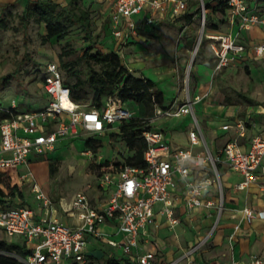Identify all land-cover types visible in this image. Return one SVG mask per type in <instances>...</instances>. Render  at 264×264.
Segmentation results:
<instances>
[{
	"label": "built area",
	"instance_id": "2783aa9c",
	"mask_svg": "<svg viewBox=\"0 0 264 264\" xmlns=\"http://www.w3.org/2000/svg\"><path fill=\"white\" fill-rule=\"evenodd\" d=\"M108 4L109 27L112 34V48L119 49L133 37H139L136 15L147 12L144 21L152 23L161 18L176 20L189 7V0H102ZM200 3V16L203 29L197 40L199 45L203 37L207 38L215 59V70H221L242 61L248 49L258 58L264 55V39L253 44L243 40L241 31L250 30L255 25L264 28V10H259L252 0H225L227 3L225 19L231 26L238 25L239 31L207 32L205 0ZM218 2V0H208ZM43 90L48 94L47 103L40 108L18 111L13 99L9 104H1L0 113V171L17 169L20 164H28V168L20 177L30 180L31 188L43 204L53 207L51 198L44 192L35 179L29 166L33 155L42 156L55 148L56 143L65 137H78L86 132L105 133L110 127L123 119L136 116L117 92L106 97L102 107L87 105L79 107L80 102L71 98L70 87L56 59L49 60L43 67ZM208 91L201 94L187 93L183 101L175 99L167 105L154 103L156 117H179L190 114L194 120V128L189 132L193 144L202 143L205 148L194 153L191 149L174 148L166 138L164 130L147 123L142 130L146 140L143 163L140 165L113 163L108 165L99 182L102 190L112 189L110 195L101 202L92 203L85 189L77 191L71 211L77 212L81 222L77 225L66 223L53 214L41 217L35 215L30 204H10L0 200V238L8 240L19 234L26 244L37 240L35 247H29L25 256L14 255L24 264H71L87 260L86 247L89 235L97 241L105 240L113 247H120L130 261L136 264H178L177 259L159 262L153 250L140 252L139 234L141 229L154 220V205L162 201V212L168 216L171 225L178 222L171 205V187L177 184L175 175L186 179L188 190L187 204L190 208L202 204H216L221 211L224 204V185L219 170V162L225 160L228 165L240 171L243 178L237 184L240 189L247 188L258 181V168L264 165V130L255 132L250 138V147L243 148L237 140L228 141L218 152H213L203 135V130L196 116L194 103L199 101ZM145 120V118L143 119ZM247 121V120H246ZM224 128H235L238 136H245L247 128L243 119L236 123H226ZM90 149L83 153L87 154ZM209 165L202 169L198 176L195 167ZM6 175L0 176L5 182ZM211 186L219 192L218 201L205 199ZM244 212L249 221L258 216L264 218V210L255 211L246 205ZM114 219L118 232L123 233L118 240L99 230V225L107 219ZM217 223L214 225L216 227ZM205 239L194 242L183 253L188 257L199 249ZM121 258V257H115ZM220 264H264V257L253 255L249 260H232Z\"/></svg>",
	"mask_w": 264,
	"mask_h": 264
},
{
	"label": "rangeland",
	"instance_id": "374dc122",
	"mask_svg": "<svg viewBox=\"0 0 264 264\" xmlns=\"http://www.w3.org/2000/svg\"><path fill=\"white\" fill-rule=\"evenodd\" d=\"M68 1L60 0V2ZM82 3L91 11L93 29L91 38L86 36L85 30L75 25L65 38L53 37L43 41V33H46L45 25L31 21L25 28L18 17L20 12L18 5L2 13L6 24L0 25L1 104H9L15 99L18 111L43 107L49 97L43 90L44 64L51 59L60 60L61 51L67 49L69 52L64 55V59L76 60V68L81 71L82 77H86L87 64L82 58L86 47L92 44L94 45L92 51H95L98 47L106 50V46L107 49L112 46L111 30L106 23L108 12L104 3L101 0H82ZM199 8L198 0H189L188 13H194L193 16L187 14L177 20L161 21L147 39L135 43L134 47L126 44L119 49V52L123 62L133 68L135 75L139 74L145 65L148 70L151 68L154 71L160 68L158 66L161 62L167 64V70H170L169 76L162 79L155 78L157 85L163 89L164 104L170 103L177 96L183 98L185 88L191 93L204 92L207 89L208 94L199 100L195 113L205 135L207 137L212 135L215 140H220L221 145L236 137L235 128L227 132L219 129L223 121L236 123L239 119H247L245 126L248 135L251 136L255 131L264 130V58L245 63L240 61L221 71L215 70L208 43L202 55H198L195 51L203 29L200 14H195ZM226 26L225 14L220 9L207 10L205 31L210 32L214 27L225 30ZM183 27H186L184 33H182ZM187 38H193V41H186ZM181 40L186 41L185 45ZM161 57L165 61L161 60ZM94 66L100 68L99 64ZM62 72L66 73V70L63 68ZM65 78L70 82L76 79L75 76L68 74H65ZM92 99L93 93L88 89L79 107L86 108L93 101ZM210 101L212 105L208 106L207 102ZM126 106L135 115L146 119L143 124L149 123L164 129L167 127L171 134L181 132L185 137L184 130L191 124L189 117L184 120L183 117H167V119L156 117L154 105L144 99L139 101L128 99ZM89 136L99 139L100 147L97 151L91 150L86 155L82 150L86 148L85 141ZM133 152L134 150L128 146L126 134L120 132L117 123L111 132L95 134L84 131L78 138L58 143L56 149L48 151L45 155H33L29 166L36 181L51 198L52 203L59 211L64 212V209L71 206L79 190L85 189L93 203L101 196L108 197L112 189L99 188L103 172L108 170L107 167L111 163L118 167L120 164H129L127 158ZM52 165L55 167L54 171ZM9 187L11 190V186ZM19 191L26 201L38 203L36 195L28 185H24ZM2 235L6 237L5 233ZM12 239L23 243V237L19 234L14 235ZM200 239H196L195 242ZM209 239L210 237L207 236L205 244L209 245ZM26 245L35 247L37 240ZM110 251L111 247L108 243L89 244L86 247L87 260L73 264H106ZM115 254L118 257L121 252L115 251ZM66 264L71 262L68 261Z\"/></svg>",
	"mask_w": 264,
	"mask_h": 264
},
{
	"label": "crops",
	"instance_id": "0c3cea01",
	"mask_svg": "<svg viewBox=\"0 0 264 264\" xmlns=\"http://www.w3.org/2000/svg\"><path fill=\"white\" fill-rule=\"evenodd\" d=\"M28 0H0V15L4 12H8V10H12L14 5L19 6V10L21 13L27 3ZM59 4L65 5L67 2H60V0H56ZM102 1V0H101ZM106 6L107 12L110 13L108 4L102 1ZM251 4H254L259 10H264V0H252ZM188 9L185 13H188ZM185 13L182 15L184 16ZM147 12H142L136 15V21L139 31V37L137 39L130 37L127 44L134 47L135 43L141 42L144 39H147L150 35V32H153L155 28L161 23V21H167V18H161L159 20H155L152 23H146L144 21L145 15ZM109 16V15H108ZM181 16V17H182ZM179 17V18H181ZM178 18V19H179ZM177 20V19H176ZM171 21V20H169ZM225 23L227 24L225 30H220L217 28V31L220 30L222 32L239 31L238 25L231 26L227 19H225ZM186 27L182 28V33H184ZM243 34L242 38L247 43H255L258 41H262L264 39V28L262 25H255L252 29L246 31H241ZM191 41L190 38H187L186 41ZM184 40H181V43L185 45ZM181 47V45H180ZM210 48V47H209ZM211 50V49H210ZM211 55L214 61V67L216 63V59L211 51ZM264 58V55L256 58L253 53L248 49L245 51L242 57V62H250L253 59ZM165 61L163 57L160 58ZM183 59V57H181ZM185 59V57H184ZM131 72L135 75V71L130 65H127ZM158 70H150L147 69L146 65L144 69L139 71L140 73L136 76H147L151 77L154 81L155 78H166L169 76L167 70V64H161ZM225 68V67H224ZM222 68L221 70H223ZM219 70V71H221ZM154 74V75H152ZM155 76V77H154ZM156 82V81H155ZM162 91L163 89L157 85ZM207 91V89H206ZM194 96L197 94H201L203 92H194L191 93L189 90L184 89L183 98L175 97L170 101L173 102L175 99L178 101H183L187 93ZM208 94V93H207ZM196 101L194 103V109L197 108ZM212 101L207 102V105ZM169 104V103H168ZM167 105V104H164ZM183 117V120L187 117L191 119V124L186 127L185 137H183L181 132H175L171 134L167 127L161 128L164 130L166 138L170 141L172 147L174 148H183V149H191L194 153L201 151L205 148L204 144L196 143L193 144L189 137V132L192 128H194V120L192 115L186 114L179 116ZM160 119H167V117H159ZM247 118V117H246ZM235 120V119H234ZM237 120V119H236ZM246 121L247 119H243ZM200 121V120H199ZM226 123H233L232 121H223L219 125V129L222 132H227L232 128H224L223 125ZM201 124V122H200ZM116 125V124H115ZM113 125L106 132H111ZM155 126V125H153ZM159 128V127H156ZM203 130V129H202ZM105 132V133H106ZM236 133V130L234 129ZM256 132V131H255ZM175 135V136H174ZM203 135L208 143V146L211 148L213 152H218L228 141L223 142L220 145V140H215V138L210 135L207 137L203 131ZM79 137V136H78ZM78 137H65L59 140L55 148H57L58 143L63 142L64 140H71ZM250 138L251 135L247 134L245 136H238L236 133V137L233 140H237L239 144L248 149L250 147ZM0 146H1V133H0ZM52 149L51 151H53ZM86 150L83 149L82 152ZM89 154V153H88ZM87 155V154H86ZM33 156L31 157V159ZM219 170L223 180L224 185V204L223 208L220 211L219 207L214 205L202 204L200 206H196L190 208L187 204L188 190L186 185V179L180 177L179 175H175V179L177 180V184L174 187H171V207L174 211V215L178 217V222L174 225L170 224L168 216L165 212H162V207L164 203L162 201L155 203L154 205V220L150 223L146 229H141L139 234V247L138 250L140 252H144L146 250H153L156 253L157 259L159 262H166L172 259H177L178 264H220L222 262H231L232 260H241L246 261L249 260L253 255H259L264 257V218L254 217L251 221L248 220L244 207L246 205L252 207L255 211L264 210V172L262 167L258 168V173L260 175L258 181L251 184L247 188L240 189L237 187V184L243 178V175L240 171L231 168L225 160L219 162ZM262 165H264V157L262 160ZM28 168V164H21L17 167V169H11L6 171H0V176L6 175L7 178L5 182L0 180V187L6 193L4 196V200L10 204H30L35 209V215L37 217L44 216L46 214H53V216L58 219L73 225H77L81 222L78 217L77 212H72V204L69 208L64 209V212L59 211L58 208L53 204L52 208H49L43 204V202L38 199L35 195V198L38 203H31L30 201H26L25 197L22 193H20L19 189H22L23 186L28 185L31 189L32 193L35 192L31 188V183L28 180L22 179L20 176L26 172ZM195 174L198 176L200 171L205 168H209V165H201L195 167ZM10 184V185H9ZM17 186V190L15 189V194H12L9 186ZM9 187V188H8ZM42 188V187H41ZM15 195V196H14ZM89 196V195H88ZM90 198V196H89ZM107 198V197H106ZM106 198L97 199L95 203H99ZM205 199H212L214 201H218L219 192L216 186H211L210 190L207 192ZM93 203L92 199L90 198ZM217 223L216 227L214 225ZM99 230L111 235L115 239H122L123 233L118 232L116 221L112 219H107L99 225ZM207 236L210 237L209 245L205 244L207 241ZM89 244H105L107 241L101 240L97 241V238L94 235H89ZM205 239L204 243L201 247L194 252H192L188 257L183 256V253L192 246V244L196 241V239ZM200 239V240H201ZM189 245V247H188ZM111 247V246H110ZM116 252H121L118 257L125 256L123 250L118 248L111 247V251L109 252L108 257H116ZM198 254V255H197ZM88 255V254H87Z\"/></svg>",
	"mask_w": 264,
	"mask_h": 264
},
{
	"label": "trees",
	"instance_id": "16d2710c",
	"mask_svg": "<svg viewBox=\"0 0 264 264\" xmlns=\"http://www.w3.org/2000/svg\"><path fill=\"white\" fill-rule=\"evenodd\" d=\"M227 3L225 0L218 2L207 1L206 8L220 9L223 14H226ZM193 16L194 13H185V15ZM195 14H200L197 10ZM20 22L27 28L31 21L43 23L46 33H43V41H48L53 37L58 39L65 38L73 26L78 25L86 32L88 38L92 37V16L88 7L83 5L82 0H69L67 4L61 5L56 0H28L24 10L18 13ZM106 23H110L109 16ZM6 24L3 14L0 15V25ZM217 30V27L211 31ZM111 33V32H110ZM193 38L191 39V42ZM207 38L203 37L201 44L197 50L198 55H202ZM106 46V45H105ZM94 45H88L84 50L82 58L87 64V76L82 77L80 70L76 68V60H65L64 55L69 51L64 49L60 53L59 62L61 70L64 68L69 76H75L73 82H65L70 87L71 98L77 102H81L90 89L93 93V101L89 103L91 106L102 107L106 97L117 92L121 99L127 102L128 99L146 100L154 105H164L165 97L163 91L157 87V83L146 76L134 75L130 68L123 62L119 51L106 46V50L102 47L92 51ZM95 64H99L100 68H95ZM88 86V87H87ZM227 98V95H225ZM4 114L0 113V118ZM144 119V118H143ZM140 115L133 116L129 119L120 121L119 129L121 133L126 134L127 143L130 149L134 150L129 156L128 162L130 165H140L143 163V155L146 147V140L142 136V130L146 124ZM80 137V136H79ZM86 148L97 151L100 147L99 139L89 136L85 141ZM52 170L55 167L51 166ZM16 185L11 187L12 194H15ZM21 193V192H20ZM6 193L0 187V200H3ZM29 251L26 242L23 243L15 240H8L5 237L0 238V264H24L20 259L16 258L12 253L19 256H25ZM106 264H136L126 257L115 258L108 257Z\"/></svg>",
	"mask_w": 264,
	"mask_h": 264
},
{
	"label": "water",
	"instance_id": "95a60500",
	"mask_svg": "<svg viewBox=\"0 0 264 264\" xmlns=\"http://www.w3.org/2000/svg\"><path fill=\"white\" fill-rule=\"evenodd\" d=\"M198 46H199L198 44L195 46V51H197V49H198Z\"/></svg>",
	"mask_w": 264,
	"mask_h": 264
}]
</instances>
